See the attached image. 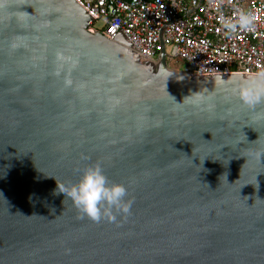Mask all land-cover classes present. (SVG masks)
<instances>
[{
  "label": "water",
  "instance_id": "obj_1",
  "mask_svg": "<svg viewBox=\"0 0 264 264\" xmlns=\"http://www.w3.org/2000/svg\"><path fill=\"white\" fill-rule=\"evenodd\" d=\"M93 20L76 0H0V264H264V102L232 91L250 74L151 62ZM95 162L129 189L118 222L57 193Z\"/></svg>",
  "mask_w": 264,
  "mask_h": 264
},
{
  "label": "built area",
  "instance_id": "obj_2",
  "mask_svg": "<svg viewBox=\"0 0 264 264\" xmlns=\"http://www.w3.org/2000/svg\"><path fill=\"white\" fill-rule=\"evenodd\" d=\"M94 19L91 34L112 40L121 29L140 58L192 75L252 74L264 69V1L261 0H76ZM242 7L257 14L254 31L224 35L221 12ZM102 22L101 28L95 23ZM174 66L178 67L175 68Z\"/></svg>",
  "mask_w": 264,
  "mask_h": 264
},
{
  "label": "clouds",
  "instance_id": "obj_3",
  "mask_svg": "<svg viewBox=\"0 0 264 264\" xmlns=\"http://www.w3.org/2000/svg\"><path fill=\"white\" fill-rule=\"evenodd\" d=\"M257 18L255 12L242 7L237 8L233 16H225L221 12L218 17L220 27L217 28V31L223 30L227 37H231L239 31H254L257 27ZM57 58L61 61L71 59L65 57L63 53H57ZM62 67L61 64L57 68V74ZM173 72L165 66H161L159 69V75L165 81ZM224 80L222 75L216 77V82H223ZM65 83L71 85L72 80L66 78ZM232 91L249 107H255L264 102V69L236 82ZM195 93L197 94L195 102L199 103L207 99L203 93ZM128 191L129 189L124 183L110 180L100 162L85 166L80 170L78 179L69 183L58 182L57 187V193H63L65 198L71 199L78 209L80 218L88 217L97 222L102 219L118 222L119 215L126 218L131 213L133 204L131 198L126 199Z\"/></svg>",
  "mask_w": 264,
  "mask_h": 264
},
{
  "label": "rangeland",
  "instance_id": "obj_4",
  "mask_svg": "<svg viewBox=\"0 0 264 264\" xmlns=\"http://www.w3.org/2000/svg\"><path fill=\"white\" fill-rule=\"evenodd\" d=\"M95 26H96V28H101V26H102V22L100 21V22H97V23H95Z\"/></svg>",
  "mask_w": 264,
  "mask_h": 264
},
{
  "label": "trees",
  "instance_id": "obj_5",
  "mask_svg": "<svg viewBox=\"0 0 264 264\" xmlns=\"http://www.w3.org/2000/svg\"><path fill=\"white\" fill-rule=\"evenodd\" d=\"M175 68H178V67H176V66H174Z\"/></svg>",
  "mask_w": 264,
  "mask_h": 264
},
{
  "label": "crops",
  "instance_id": "obj_6",
  "mask_svg": "<svg viewBox=\"0 0 264 264\" xmlns=\"http://www.w3.org/2000/svg\"><path fill=\"white\" fill-rule=\"evenodd\" d=\"M261 1H264V0H261Z\"/></svg>",
  "mask_w": 264,
  "mask_h": 264
}]
</instances>
